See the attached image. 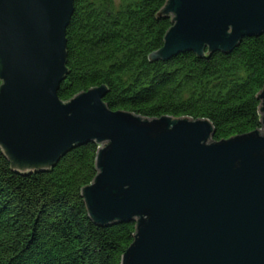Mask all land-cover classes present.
Segmentation results:
<instances>
[{
	"label": "water",
	"instance_id": "1",
	"mask_svg": "<svg viewBox=\"0 0 264 264\" xmlns=\"http://www.w3.org/2000/svg\"><path fill=\"white\" fill-rule=\"evenodd\" d=\"M74 0H0V148L18 173L49 170L95 142L80 194L97 225L135 223L121 264H264V85L260 127L214 140L206 118L111 110L105 85L62 101ZM149 60L229 52L264 34V0H166Z\"/></svg>",
	"mask_w": 264,
	"mask_h": 264
},
{
	"label": "trees",
	"instance_id": "2",
	"mask_svg": "<svg viewBox=\"0 0 264 264\" xmlns=\"http://www.w3.org/2000/svg\"><path fill=\"white\" fill-rule=\"evenodd\" d=\"M165 2L74 0L59 99L105 85L111 110L206 118L217 141L259 128L264 34L229 52L150 61L171 26V17L158 14ZM97 149L87 142L49 170L18 173L0 148V264H121L135 223L95 224L80 194L97 174Z\"/></svg>",
	"mask_w": 264,
	"mask_h": 264
}]
</instances>
